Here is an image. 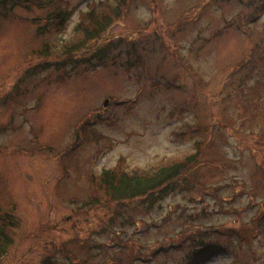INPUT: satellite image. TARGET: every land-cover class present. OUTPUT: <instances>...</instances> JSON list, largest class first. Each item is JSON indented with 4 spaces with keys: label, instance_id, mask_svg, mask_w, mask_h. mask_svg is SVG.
I'll use <instances>...</instances> for the list:
<instances>
[{
    "label": "rangeland",
    "instance_id": "rangeland-1",
    "mask_svg": "<svg viewBox=\"0 0 264 264\" xmlns=\"http://www.w3.org/2000/svg\"><path fill=\"white\" fill-rule=\"evenodd\" d=\"M70 1L86 11L96 0ZM246 2L129 0L130 10L100 43L142 29L154 51L148 68L126 69L117 61L73 74L55 69L35 74L55 56L33 54L55 37L38 35L39 26L30 21L43 15L41 10L5 11L9 15L0 17V206L13 205L20 226L1 264H109L114 255L128 262L138 251L148 253L183 232L240 228L264 210V148L251 135L234 134L236 102L226 98L238 80L235 70L251 50V63L264 56V14L254 25L242 26ZM220 124L229 126L222 130ZM192 126L214 131L198 165L161 206L144 211L141 200L109 206L106 197L90 204L102 197L92 173L121 158L132 169L191 154L194 140L183 133ZM188 218L193 220L185 224ZM256 242L258 237L250 242L252 250L264 264V247ZM252 258L251 251L236 246L203 264H253ZM183 259L180 251L150 264Z\"/></svg>",
    "mask_w": 264,
    "mask_h": 264
},
{
    "label": "trees",
    "instance_id": "trees-1",
    "mask_svg": "<svg viewBox=\"0 0 264 264\" xmlns=\"http://www.w3.org/2000/svg\"><path fill=\"white\" fill-rule=\"evenodd\" d=\"M128 2L129 0H96L88 4L86 11H79L77 4H72L70 0H0V17H7L9 13L5 11L17 7L37 8L43 12V15L30 21L39 26L38 35L54 36L55 39L52 45L46 43L33 55L42 56L44 59H50L53 55L55 57L53 60H48L45 66H40L35 74L49 69L73 74L117 61L122 62V66L126 69L148 68L150 54L154 51L153 48H148L151 41L142 39L140 35L142 29H136L137 34L136 32L123 34L119 37V41H112L106 46H101L100 43L101 37L113 22L130 10ZM246 4L249 11L242 18L244 23L242 20L241 23L242 26H252L264 14V0H248ZM76 15H78L77 20L72 30L62 38L61 35H64ZM143 42L148 43L147 46H144ZM79 55L83 57H78ZM252 57L251 50L246 62L235 70L234 74L238 76V80L235 84H231L233 93L229 92L226 98L236 102L234 108L237 109L236 115L239 119L231 128L234 134L251 135L253 137L251 141L254 144L258 142L264 148V56H260L255 63L250 62ZM248 79L254 81V84L248 85ZM228 126V124H220V129L225 130ZM213 131L210 126H192L183 133V136L191 134L190 138L185 139L194 140L195 152L191 154L171 157L167 160L161 159L147 168L136 166L132 169H129L125 158H121L111 168L103 169L100 174L92 173L91 181L97 189L96 192L102 194V197L97 196L90 204L99 203L101 198L106 197L104 203L109 206L130 203L134 200H141V208L144 211H148L150 207L161 206L163 198L175 192L176 186L179 185L178 181L184 179L185 175L198 165V156L206 144V138ZM79 145L77 140L74 148ZM261 154L264 155V152ZM93 162L95 163L96 159ZM14 212L13 205L5 210L0 206V264L7 256L14 241L15 231L20 226V220L13 214ZM192 220L193 218H188L184 223L190 224ZM167 221H170V216L163 223ZM109 223L107 228H110L113 221ZM148 232L149 228L145 234ZM257 237L259 242L256 243L264 247V210L250 223H245L240 228L208 227L188 233L183 232L179 238L162 242L151 248L148 253L138 251L135 256H130L128 262L114 255L109 264L140 262L150 264L159 258L168 259L180 251L184 255L181 264H203L215 253L225 254L236 246L251 251L253 264H258L263 256H256L252 250L253 243H250ZM66 256L70 261H76L71 254L66 253ZM42 264L60 263L44 260ZM77 264L87 263L77 261Z\"/></svg>",
    "mask_w": 264,
    "mask_h": 264
},
{
    "label": "water",
    "instance_id": "water-1",
    "mask_svg": "<svg viewBox=\"0 0 264 264\" xmlns=\"http://www.w3.org/2000/svg\"><path fill=\"white\" fill-rule=\"evenodd\" d=\"M107 105H108V101L105 102L104 106L107 107Z\"/></svg>",
    "mask_w": 264,
    "mask_h": 264
}]
</instances>
